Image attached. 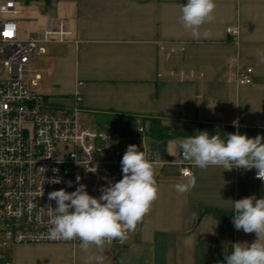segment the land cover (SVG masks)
<instances>
[{"label": "crops", "instance_id": "obj_1", "mask_svg": "<svg viewBox=\"0 0 264 264\" xmlns=\"http://www.w3.org/2000/svg\"><path fill=\"white\" fill-rule=\"evenodd\" d=\"M186 3L17 0L16 19L34 23V33L49 18L64 21L71 31L68 41L44 44L41 64L30 60L45 88L37 87L41 93L65 106L78 91L89 117H104L111 126L152 117L179 136L166 142L141 136L134 144L156 152L158 161L152 163L159 192L124 243L92 246L88 252L80 243H18L8 249L12 264H96L88 261L90 255H103L104 264H226L232 244L257 239L255 233L237 231L232 221V201L264 198L256 169H200L191 163L195 187L182 194L175 185L187 182L179 140L203 130L222 139L236 131L264 136V0H215L214 20L201 27L198 39L180 20ZM228 27L237 30V42ZM230 57L253 68L251 83L228 82ZM172 71L194 78L181 80Z\"/></svg>", "mask_w": 264, "mask_h": 264}, {"label": "built area", "instance_id": "obj_2", "mask_svg": "<svg viewBox=\"0 0 264 264\" xmlns=\"http://www.w3.org/2000/svg\"><path fill=\"white\" fill-rule=\"evenodd\" d=\"M18 12L17 0H0V264H12L8 249L14 244L81 243L49 239V205L55 208L56 202L48 199V193L75 191L80 175L87 192L99 197L101 187L123 178L121 159L127 149L112 146L116 137L108 129L81 122L88 115L78 91L72 104L62 106L37 89L41 77L30 67L32 53H44L45 43L68 41L71 31L64 21L49 18L34 35L21 37ZM227 31L237 42V30L228 27ZM170 75L186 81L194 78L182 71ZM227 80L249 84L253 68L230 57ZM148 130L147 120L137 117L122 132L147 136ZM138 148L147 152L151 162L158 161L153 148ZM181 165L187 178L185 173L192 174L191 162L181 155ZM53 179L60 182L50 183Z\"/></svg>", "mask_w": 264, "mask_h": 264}, {"label": "clouds", "instance_id": "obj_3", "mask_svg": "<svg viewBox=\"0 0 264 264\" xmlns=\"http://www.w3.org/2000/svg\"><path fill=\"white\" fill-rule=\"evenodd\" d=\"M215 8V0H187L181 6L180 20L193 38L198 39L201 27L214 20ZM260 62L264 63V54L260 55ZM233 123L236 126L237 122ZM178 147L183 159L195 167L221 166L224 171L256 169L255 178L264 182V136L250 138L236 131L227 133L226 139H222L219 133L210 135L203 130L179 140ZM121 166L123 178L101 187L99 197L87 192V186L80 183V175L76 176L78 187L75 191L59 189L48 193V199L56 202L55 208L49 205V239H78L81 250L88 252L92 246L102 249L105 243H124L129 238V233L134 232L150 212L159 189L155 166L147 152L137 145L127 147ZM185 176L187 182L175 185L176 191L182 194L196 185L194 175L185 173ZM59 182L57 179L50 181ZM67 183L72 187V181ZM232 202L235 229L245 234L255 233L257 239L250 244H232L231 253L224 258L226 264H264V198L251 195ZM93 260L96 264H104L105 257L90 255L88 261Z\"/></svg>", "mask_w": 264, "mask_h": 264}, {"label": "rangeland", "instance_id": "obj_4", "mask_svg": "<svg viewBox=\"0 0 264 264\" xmlns=\"http://www.w3.org/2000/svg\"><path fill=\"white\" fill-rule=\"evenodd\" d=\"M17 21L19 22L18 23L19 28H20L19 32H20L21 37H24V38L29 37V36L34 35L36 33V32L34 33V29H35L34 23L26 21L25 19H22L21 17L20 18L18 17ZM41 63H42V55H39V53L37 54V52L32 53L31 64L33 66H38ZM37 87H40V89H42V91H43V89H45L42 83L40 86L38 85ZM81 122L84 123L85 125H88V126L103 128L104 130L108 129L116 137V139H114L112 141V146L117 147V148L121 147V146L128 147L129 145L135 144V143L140 144L141 143L140 139H143L141 137V135L140 136H138V135L131 136V135H128V134L122 132V129H124L125 126L128 124L127 122H122V121L119 122L118 121L116 123V126H113V125L111 126L109 123H106L104 117H101L98 115L95 117H89L88 116V117H86V119L82 118Z\"/></svg>", "mask_w": 264, "mask_h": 264}, {"label": "trees", "instance_id": "obj_5", "mask_svg": "<svg viewBox=\"0 0 264 264\" xmlns=\"http://www.w3.org/2000/svg\"><path fill=\"white\" fill-rule=\"evenodd\" d=\"M144 120H147L149 124V130L147 132V136L152 138L153 141L166 142L170 138L179 136L178 132L172 131L171 129L164 127L159 119L152 117H145Z\"/></svg>", "mask_w": 264, "mask_h": 264}]
</instances>
